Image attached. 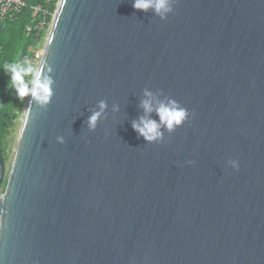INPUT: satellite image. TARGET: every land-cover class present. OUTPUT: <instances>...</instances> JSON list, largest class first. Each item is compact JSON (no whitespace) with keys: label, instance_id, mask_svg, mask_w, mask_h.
<instances>
[{"label":"water","instance_id":"obj_1","mask_svg":"<svg viewBox=\"0 0 264 264\" xmlns=\"http://www.w3.org/2000/svg\"><path fill=\"white\" fill-rule=\"evenodd\" d=\"M132 3L58 1L38 64L54 94L27 104L0 264H264V0H176L166 19ZM146 89L190 114L159 142L131 127ZM5 173L0 153V191Z\"/></svg>","mask_w":264,"mask_h":264},{"label":"clouds","instance_id":"obj_2","mask_svg":"<svg viewBox=\"0 0 264 264\" xmlns=\"http://www.w3.org/2000/svg\"><path fill=\"white\" fill-rule=\"evenodd\" d=\"M175 3L176 0H133L132 6L134 9L144 12L152 10L161 19H166L167 15L173 11ZM2 67L3 71L9 75L10 86L15 89L16 96L20 101H23L27 96L30 97L29 107L33 103L40 108L48 106L54 94V80L51 76L42 75L40 68L30 62L4 63ZM144 96L146 98L141 100L140 107L145 114L134 119L131 122V127L138 137H143L148 143L159 142L163 139L162 128L173 132L189 118V111L173 98L159 100L153 92L147 89ZM107 107V100L101 99L97 102L95 110L91 111V115L87 119L89 131H94L98 122L105 118ZM114 110H118V106H114ZM153 111L157 113L158 121L150 117ZM56 139L59 143L65 142L62 135L57 136ZM188 163L194 162L188 161ZM227 164L233 168H239L237 160L229 159Z\"/></svg>","mask_w":264,"mask_h":264},{"label":"trees","instance_id":"obj_3","mask_svg":"<svg viewBox=\"0 0 264 264\" xmlns=\"http://www.w3.org/2000/svg\"><path fill=\"white\" fill-rule=\"evenodd\" d=\"M38 1L41 0H28L29 6L18 15L17 19L9 22L7 28H0V145L5 142L9 133L13 112L24 104V100L20 101L15 89L10 86V77L3 71L2 66L4 63L13 62H30L38 66L32 57L45 39V34L36 37L32 34L27 35L25 32V27L31 19L30 5ZM58 1L52 0V11H55ZM3 113H7L8 116L4 117Z\"/></svg>","mask_w":264,"mask_h":264},{"label":"built area","instance_id":"obj_4","mask_svg":"<svg viewBox=\"0 0 264 264\" xmlns=\"http://www.w3.org/2000/svg\"><path fill=\"white\" fill-rule=\"evenodd\" d=\"M52 0H41L30 5L31 19L25 27L27 35L41 36L50 30L55 11L51 9ZM29 6L28 0H0V28H7L9 22L17 19L18 15ZM42 43V42H41ZM37 49L32 57L35 62L41 60L42 55Z\"/></svg>","mask_w":264,"mask_h":264},{"label":"rangeland","instance_id":"obj_5","mask_svg":"<svg viewBox=\"0 0 264 264\" xmlns=\"http://www.w3.org/2000/svg\"><path fill=\"white\" fill-rule=\"evenodd\" d=\"M55 11H56V9H55ZM48 34H49V31L47 32V34H46L47 36L42 41V43L39 47V50H38V53L41 55H43L44 45H45L46 39L48 37ZM39 62H40V60H39ZM39 62H38V64H39ZM29 98L30 97L26 96L24 98V104L20 107V109L13 112V114H12V118H11V121L9 124V130L10 131L7 134V137L5 140V142H7V143H6V145H3L5 152H6V163H5L6 164V173H5L4 180L6 179L7 175L9 174V171H10V168H11V165L13 162V158H14V154L16 151V146L18 143V138L20 135V130H21L22 123L24 120V115H25V112L27 109V104H28Z\"/></svg>","mask_w":264,"mask_h":264},{"label":"flooded vegetation","instance_id":"obj_6","mask_svg":"<svg viewBox=\"0 0 264 264\" xmlns=\"http://www.w3.org/2000/svg\"><path fill=\"white\" fill-rule=\"evenodd\" d=\"M0 119H1V116H0ZM6 143L7 142H4L2 145H0V153L3 156L5 163H6V152H5V149H4L3 145H6ZM7 177H8V175H7ZM7 177H6L5 181H4V183L2 184L1 191H0L1 194L4 192V187H5V184H6V181H7Z\"/></svg>","mask_w":264,"mask_h":264},{"label":"crops","instance_id":"obj_7","mask_svg":"<svg viewBox=\"0 0 264 264\" xmlns=\"http://www.w3.org/2000/svg\"><path fill=\"white\" fill-rule=\"evenodd\" d=\"M58 2L56 3V6H57Z\"/></svg>","mask_w":264,"mask_h":264}]
</instances>
